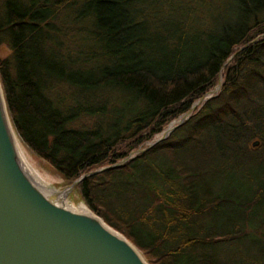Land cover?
I'll list each match as a JSON object with an SVG mask.
<instances>
[{"label":"trees","instance_id":"16d2710c","mask_svg":"<svg viewBox=\"0 0 264 264\" xmlns=\"http://www.w3.org/2000/svg\"><path fill=\"white\" fill-rule=\"evenodd\" d=\"M0 85L21 145L147 264H264V0H0ZM252 207L253 237L221 217Z\"/></svg>","mask_w":264,"mask_h":264},{"label":"water","instance_id":"95a60500","mask_svg":"<svg viewBox=\"0 0 264 264\" xmlns=\"http://www.w3.org/2000/svg\"><path fill=\"white\" fill-rule=\"evenodd\" d=\"M183 123L165 130L160 140ZM16 140L20 142L0 85V264H147L127 239L97 215L48 196L50 191L31 177ZM257 146L258 142L252 144ZM77 182L68 189L72 191Z\"/></svg>","mask_w":264,"mask_h":264},{"label":"rangeland","instance_id":"374dc122","mask_svg":"<svg viewBox=\"0 0 264 264\" xmlns=\"http://www.w3.org/2000/svg\"><path fill=\"white\" fill-rule=\"evenodd\" d=\"M3 53H5V51ZM222 81V75L220 74L217 86H215V88H213L208 94H206L204 97L193 104V106L191 107L193 108V110L189 116L194 114L195 109H199L208 100L213 99L218 95L222 85ZM186 114L180 116L177 120L172 121L169 125H167L165 130H169L170 126H172V128L177 126L182 120H184V122L187 121L189 117H184ZM163 134L164 131L159 136H157L153 142L160 140L163 137ZM153 142H149L145 146H151ZM19 144L26 167L31 172V177L42 189L46 191H56L59 193L66 192L65 200L69 204H83V202L80 201L77 193L73 190L70 191L68 189V187L70 186H66L48 164H46L43 160L30 155L20 142ZM255 173L256 171H253V165H239L235 167L226 165L223 168L222 174L216 180L218 187L222 188L223 191L235 193L237 192L241 196H246L247 194H249L250 190L253 189V176L255 177ZM231 215L236 221L240 220L242 217L250 218V223L247 224L246 229L249 232V236L253 237V224L255 225V222L253 223V207L250 211L237 210V212L234 214H230L229 210L226 211L225 209L221 211V217L223 220L231 217ZM259 215V217L264 218V213H260Z\"/></svg>","mask_w":264,"mask_h":264},{"label":"bare ground","instance_id":"6f19581e","mask_svg":"<svg viewBox=\"0 0 264 264\" xmlns=\"http://www.w3.org/2000/svg\"><path fill=\"white\" fill-rule=\"evenodd\" d=\"M170 129H172V126L169 127V130ZM16 142H17L18 150H19V152L21 154V157H22V160H23L24 158H23V154H22V151H21L20 144H19V142L17 140H16ZM47 195L48 196H56L57 199H58V202H62L65 199L66 192L58 193L56 191H50V192L47 193ZM79 208H80V211H82V212H87V213L89 212L84 204L79 205Z\"/></svg>","mask_w":264,"mask_h":264}]
</instances>
